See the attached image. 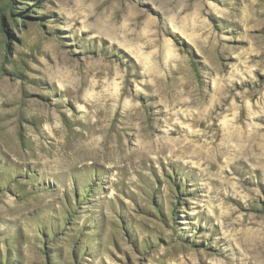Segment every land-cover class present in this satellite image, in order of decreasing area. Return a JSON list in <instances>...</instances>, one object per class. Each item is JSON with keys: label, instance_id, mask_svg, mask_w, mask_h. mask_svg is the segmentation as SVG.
<instances>
[{"label": "rangeland", "instance_id": "rangeland-1", "mask_svg": "<svg viewBox=\"0 0 264 264\" xmlns=\"http://www.w3.org/2000/svg\"><path fill=\"white\" fill-rule=\"evenodd\" d=\"M94 1L0 0V264H264V0H101L131 50Z\"/></svg>", "mask_w": 264, "mask_h": 264}, {"label": "bare ground", "instance_id": "bare-ground-1", "mask_svg": "<svg viewBox=\"0 0 264 264\" xmlns=\"http://www.w3.org/2000/svg\"><path fill=\"white\" fill-rule=\"evenodd\" d=\"M89 1V0H88ZM97 2H99V7L97 10H99L101 7H105L106 8V13H104V11H102L101 13L97 12L96 14L91 13V11H86L88 13V19L89 21L93 19V22H94V25H93V29L95 30V32L101 34L102 36H105L106 38H108L111 42L113 43H118L121 47H125V48H128L130 49L132 47L131 45V41L128 39V35H127V27H126V24H121L119 22H117L116 19L117 16L114 14L113 12V9L109 6L107 7L106 6V3H104L103 1L100 2L101 0H96ZM94 1V2H96ZM93 2V1H92ZM91 3V1H90ZM93 4V3H91ZM96 4V3H95ZM86 4H82L81 7L83 8ZM77 7L80 9V7L77 5ZM92 7V6H91ZM93 10V9H92ZM104 10V9H103ZM125 11V9H124ZM82 13V12H81ZM136 13H127V12H124L123 14V17L124 18H131L133 19L134 16H135ZM84 15V14H83ZM85 17V15H84ZM139 17V16H138ZM136 18V19H139V18ZM134 22V21H133ZM118 23L120 25H118ZM129 34V33H128ZM132 34V33H131ZM136 35V34H135ZM131 36V35H130ZM138 40V39H137ZM135 41H136V38H135ZM133 42V41H132ZM139 43V42H138ZM136 47V46H135ZM140 48V47H139ZM138 48H136L135 50H137ZM142 49V48H140ZM131 50V49H130ZM133 50V51H135ZM138 52V51H137ZM137 54V53H136ZM141 56V55H140ZM143 57V56H141ZM64 59V58H63ZM65 60V59H64ZM63 60V61H64ZM65 62V61H64ZM66 64V63H65ZM68 64V63H67ZM66 64V65H67ZM164 79V78H163ZM127 81V80H126ZM164 81V80H163ZM128 82V81H127ZM174 85V84H173ZM187 85V84H186ZM169 87V86H168ZM172 87V86H171ZM173 88V87H172ZM177 88V87H176ZM185 88V87H184ZM116 89V88H115ZM192 90V89H191ZM124 93L126 94L127 93V85H126V89L124 90ZM107 92V91H106ZM118 93V92H116ZM129 93V92H128ZM173 93V91H172ZM186 94V93H185ZM190 94V93H189ZM205 94V93H204ZM204 94L203 93H199L197 95V98L195 101H199L197 103H199L200 105L202 104V99L204 97ZM171 95V94H170ZM195 95V94H194ZM127 96V95H126ZM169 96V95H168ZM183 96H184V92H179V93H175L174 94V99H171L170 100V104L175 106L177 104H179L180 102L183 103H186L185 100L183 99ZM191 96V95H189ZM118 98V97H117ZM107 99V98H106ZM168 99V98H167ZM186 99V98H185ZM117 100V99H116ZM194 100V99H193ZM187 101V99H186ZM102 102V101H101ZM114 102V101H113ZM128 103V101H127ZM190 103H191V100H190ZM194 103V102H193ZM196 103V104H197ZM101 104V103H100ZM198 104V105H199ZM116 105V104H115ZM125 105V104H124ZM129 105V104H128ZM199 105V106H200ZM136 106V105H135ZM217 106V105H216ZM133 107V106H131ZM126 108V107H125ZM128 108V106H127ZM135 108V107H134ZM106 109V108H105ZM139 109V108H138ZM217 109H222V104L219 105V107H217ZM130 110L129 113L132 111V109H128ZM126 111V110H125ZM217 111V110H216ZM214 111V112H216ZM221 111V110H220ZM132 114V113H130ZM135 114V113H134ZM209 114V113H208ZM125 115V114H123ZM138 115V113H137ZM216 115V114H215ZM122 116V115H120ZM205 116V115H204ZM212 116V115H211ZM125 117V116H124ZM134 117V116H133ZM137 117V116H136ZM123 118V117H122ZM138 118V117H137ZM136 118V119H137ZM108 119V118H107ZM115 119V117H114ZM114 119L112 120V122L114 121ZM101 120V119H100ZM121 120V119H120ZM127 120V119H126ZM130 120V119H129ZM128 120V121H129ZM119 121V120H118ZM122 121V120H121ZM127 121V122H128ZM135 121V120H134ZM138 121V120H137ZM120 122V121H119ZM202 122V121H201ZM208 122V121H207ZM199 123V122H198ZM135 124V123H134ZM114 125V122L113 124ZM132 126V125H131ZM136 126V124H135ZM144 126V125H143ZM126 127V126H125ZM128 127V126H127ZM101 128V127H100ZM118 128V127H117ZM131 128V127H129ZM138 128V127H136ZM150 128V127H149ZM102 129V128H101ZM107 129V128H106ZM132 129H135V128H132ZM211 129V128H210ZM103 131H105L104 129H102ZM111 130V128H110ZM119 130V129H118ZM143 131L146 130L145 127L142 128ZM136 131V130H135ZM141 131V130H140ZM151 132V131H150ZM150 132H147L145 131V133L147 134V137L150 136ZM209 132V131H208ZM226 129L224 127H220V131H219V137H220V140L223 142H225L230 135H228L226 133ZM98 133V132H97ZM110 133V131H109ZM118 133V132H117ZM137 134V133H136ZM139 134V132H138ZM145 134V135H146ZM232 134V133H231ZM235 134V133H234ZM102 135V134H101ZM205 135V134H204ZM208 135V134H207ZM143 137H145L143 135ZM206 137V136H205ZM236 139L243 141L244 140V136H242V129L241 127L239 128L238 132H237V135L235 136ZM100 140V139H99ZM98 139L94 138V135L93 134H90L89 135V138L86 139V141L84 140L82 143H80V147H85L86 148V153H89V155H93L94 153L99 152L98 149H95V145L96 143L99 141ZM129 142V141H128ZM166 143V144H165ZM165 143L162 144V141H159V140H151V137L149 138H144L143 141H141L138 145V148L137 150L135 151L138 155H143V154H148L150 153L151 151H156L157 153L159 154H162V151H164L163 149H168L169 150V153H178L179 155H182V156H187V155H191L192 157H196V158H202L203 155L204 157H210V152H213V155L215 153L214 151V146L213 144L214 143H203V145H196V144H193L194 142L193 141H186V139L183 141V140H179V139H168V141H166ZM103 144V143H102ZM101 144V145H102ZM110 144V142H109ZM107 145V144H106ZM129 145V144H128ZM109 146V145H108ZM111 146V145H110ZM125 147V145H123ZM77 147V146H75ZM97 147V146H96ZM84 148V149H85ZM107 148V147H105ZM110 148V147H108ZM113 148V147H112ZM110 148V149H112ZM122 148V147H121ZM218 148V147H217ZM125 149V148H124ZM249 149H251V147H249ZM80 150V149H79ZM109 150V149H108ZM255 150V149H254ZM73 151V150H72ZM111 151V150H110ZM125 151V150H124ZM127 151V150H126ZM120 152V151H119ZM219 152V151H218ZM85 153V152H84ZM102 153V152H101ZM129 153V152H128ZM76 154V153H75ZM100 154V153H99ZM113 154V153H112ZM130 154V153H129ZM88 155V154H87ZM98 155V154H97ZM105 155V154H104ZM102 155V156H104ZM126 155V154H125ZM86 156V155H85ZM107 156V155H106ZM79 157V156H78ZM105 157V156H104ZM203 157V158H204ZM205 157V158H206ZM210 159V158H209ZM80 160V159H78ZM87 160V159H86ZM89 160V158H88ZM205 160V159H204ZM81 161V160H80ZM211 161V160H210ZM240 233V232H239ZM262 234V233H261ZM260 233H256L254 231H249V230H245V231H242L241 233V237L240 239V242H241V245L243 244L247 249H249V251L251 252V254H253V257L258 261V254L256 252V248H258L260 245V238H259V235H261ZM264 235V234H263ZM237 240V241H238ZM262 243V242H261ZM263 246V244H262ZM261 249V248H260ZM262 251V250H261ZM248 252V251H247ZM248 252V253H250ZM249 255V254H248ZM251 256V255H250ZM252 257V258H253ZM251 260V259H250ZM254 260V259H253ZM260 262V261H259ZM256 264V263H255ZM260 264V263H259Z\"/></svg>", "mask_w": 264, "mask_h": 264}]
</instances>
